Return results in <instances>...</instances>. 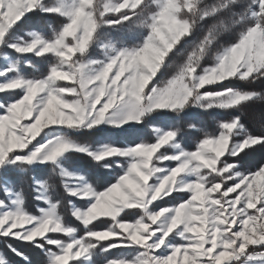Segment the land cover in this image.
Wrapping results in <instances>:
<instances>
[{"label":"snow or ice","instance_id":"snow-or-ice-1","mask_svg":"<svg viewBox=\"0 0 264 264\" xmlns=\"http://www.w3.org/2000/svg\"><path fill=\"white\" fill-rule=\"evenodd\" d=\"M258 81L264 0H0V264H264Z\"/></svg>","mask_w":264,"mask_h":264},{"label":"trees","instance_id":"trees-1","mask_svg":"<svg viewBox=\"0 0 264 264\" xmlns=\"http://www.w3.org/2000/svg\"><path fill=\"white\" fill-rule=\"evenodd\" d=\"M228 39L231 40L233 39V37H228ZM175 59H178V58H175ZM234 86L243 87L245 88V90H252V91L264 93V81H258L252 85H243V84L238 83ZM200 111L201 110L199 109H193L190 112L189 117L186 118V120H189L190 122H196L198 123L199 126H204L206 131L213 132L216 129V123L211 118H209L204 125L199 124V120L202 119L200 117ZM237 115L241 117L242 123L249 129L250 132H253V133L259 132L261 130V125L264 124V100L256 101L248 105L241 112L219 113L216 119H221V118L229 119ZM259 159H260L259 155H256L253 158V160L250 162L249 167L254 169L257 166V161H259ZM43 172L45 174L48 173L47 170ZM25 197H26L27 206L29 208L34 207V202L32 201V198H31V195L28 189H25ZM76 224H78V222H75L73 226H76ZM98 227H103V225H98ZM80 228H82V225H80ZM81 234L83 233L81 232ZM14 246L20 248L22 251L27 252L32 257L33 264H46V258L43 256L42 253L39 252V250L26 247L18 243L15 244ZM2 247H3V244L0 243V248ZM4 250L7 252V249H4ZM115 251L116 249L110 251V254H112ZM7 255L10 260L14 261V264H22V261L14 257L10 252H8Z\"/></svg>","mask_w":264,"mask_h":264},{"label":"rangeland","instance_id":"rangeland-1","mask_svg":"<svg viewBox=\"0 0 264 264\" xmlns=\"http://www.w3.org/2000/svg\"><path fill=\"white\" fill-rule=\"evenodd\" d=\"M44 71H46V66H44V69H43ZM3 97V94H0V98H2ZM222 119V118H221ZM199 126V125H198ZM208 132H212V131H208ZM189 144H191V142L189 143ZM47 175H48V173H44V172H38L37 173V176L40 178V179H45V178H47ZM230 195H233V194H230ZM74 203H77V206H79V204H78V202L77 201H73ZM61 212L65 215V217H66V219L69 221V222H72V221H74V218H72L71 216H70V212L66 209V208H62L61 209ZM62 235V234H61ZM132 255H134V253H130V252H128L127 250H125V249H120V248H118V249H116V251L115 252H113L112 254H110V252L109 253H107V255L105 256V255H98L97 256V264H104V260L106 259V258H117V257H120V256H132Z\"/></svg>","mask_w":264,"mask_h":264}]
</instances>
